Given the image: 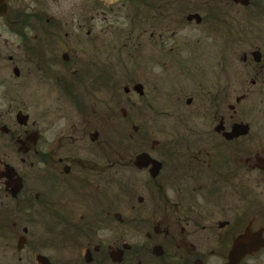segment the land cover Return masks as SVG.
Listing matches in <instances>:
<instances>
[{"label":"flooded vegetation","instance_id":"af4514ba","mask_svg":"<svg viewBox=\"0 0 264 264\" xmlns=\"http://www.w3.org/2000/svg\"><path fill=\"white\" fill-rule=\"evenodd\" d=\"M141 8L149 22L134 39L148 36L149 56L134 50L136 73L149 70L150 107L161 86L165 107L184 109L181 146L151 141L135 155L156 204L148 230L109 240L103 91L114 56L93 55L109 45L93 21L136 23ZM180 28L187 38L171 39ZM0 29V264H227L236 245H257L237 264L264 255V201L249 186L254 175L264 186V0H0ZM221 32L243 42L239 58L215 54ZM141 155L150 165H135Z\"/></svg>","mask_w":264,"mask_h":264},{"label":"rangeland","instance_id":"374dc122","mask_svg":"<svg viewBox=\"0 0 264 264\" xmlns=\"http://www.w3.org/2000/svg\"><path fill=\"white\" fill-rule=\"evenodd\" d=\"M118 6L117 4L116 7ZM146 11L141 8L140 13L137 15L136 23H133L129 17L127 19L112 20L111 17L115 15L114 13L106 15L108 19L105 21L103 18L97 17L93 21L94 39H105L109 44L107 47H95L93 45V55L96 58L108 55L114 56L108 63V71H110V76L107 79L108 90L103 91V98L106 104V107L103 108V114L105 116L107 110L108 116V210L110 215L107 229L109 240H113L114 235L119 231L144 232L148 230L143 219H148V210L152 212L156 204L151 197L152 191L144 186V184L149 182V175L146 171H139L134 167L133 161L135 155L142 151L150 153L151 141H157L162 144V147L158 149L160 152L163 151L165 145H170L173 149L181 146V143H174L176 139L173 135H182L179 120L181 122V114L184 113V109L177 111L174 106L167 109L164 105L165 91L161 86L159 87L160 91L157 96L159 103L156 107H150L148 102L150 88L149 70L148 68L146 70L141 69L140 73H136L139 68L134 60V50L141 48L144 56H149L148 36L145 34L138 42H135L136 39L134 37L138 31L133 30L137 29L139 23L149 22L148 16L144 14ZM131 12L134 17V10ZM242 12L245 13L244 10ZM243 13L237 15V23L244 22ZM123 15L124 13L121 16ZM160 22L163 24L162 27H164V24L168 23L169 20H166L162 16ZM103 27L106 29L102 30ZM188 32L180 28L179 31L172 35V31H169L172 35L171 39H186L187 37L185 38V36H187ZM0 33L3 35L2 37H8L6 32H1V29ZM82 39L84 40V37ZM110 44L114 45L110 46ZM138 45L141 46L139 47ZM215 45V54H219L222 57L232 56L239 58L245 50L243 42L239 41V38H237L236 42H231L223 35V32L217 37ZM80 48H78V51L84 55L86 48L83 45ZM141 65L143 67V63ZM161 76L162 73L159 74V80H161ZM176 82L177 80L173 79V83L175 84ZM138 83L146 89L143 98H140L138 93L133 90L134 84ZM125 88L129 89V94L124 93ZM172 91L175 93L176 89ZM121 109L126 111L127 117L125 120L121 117ZM168 113L171 114V118L173 119V131L170 129ZM138 126H140L141 130L139 136L132 132L133 127ZM255 176H253V181L249 186L252 192L251 200L254 205H257L264 201V186L260 183L261 178L257 177L258 179H254ZM256 182H259V184ZM139 197L144 198L142 204H138L137 202V198ZM130 208L132 209L130 210ZM118 212L125 216L126 221L129 220L128 224L125 223L124 226H121L116 222L113 215ZM111 236L112 238H110ZM125 239L140 241L138 238ZM210 240L209 243H206V246L211 245L212 239L210 238ZM252 263L264 264V255L253 258Z\"/></svg>","mask_w":264,"mask_h":264},{"label":"water","instance_id":"95a60500","mask_svg":"<svg viewBox=\"0 0 264 264\" xmlns=\"http://www.w3.org/2000/svg\"><path fill=\"white\" fill-rule=\"evenodd\" d=\"M151 162H152L151 159L147 155H141L137 159L135 165L137 167H146V166L150 165ZM241 245H243V243ZM248 246H249V249L247 250V252L244 250V253L240 254V253H237V251H236L238 249L237 247H239L238 245H236L233 248L232 253L229 255V263L228 264H237L240 261V259L246 255L245 253H251L253 251H256L255 248L257 245H253V246L248 245ZM243 247H245V246H243Z\"/></svg>","mask_w":264,"mask_h":264}]
</instances>
